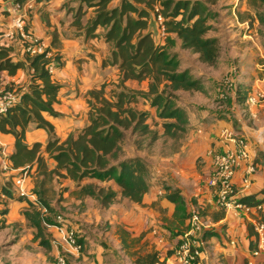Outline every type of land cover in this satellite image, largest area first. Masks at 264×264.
<instances>
[{"label": "crops", "instance_id": "crops-1", "mask_svg": "<svg viewBox=\"0 0 264 264\" xmlns=\"http://www.w3.org/2000/svg\"><path fill=\"white\" fill-rule=\"evenodd\" d=\"M18 1L25 6V10H29L26 29L33 41L44 42L53 54L60 57V66L50 74L51 80L59 86L58 103L55 105L58 117L53 118L47 114L43 117L53 126L55 138L64 141L69 135L79 134L89 125V92L99 91L104 86L105 97L109 100L118 91V68L102 65L111 53L110 46L104 41L105 29L98 27L94 32L86 30L89 21L96 15L93 5L97 1ZM119 4L120 0H112L109 8H116ZM209 10L214 19L219 17L227 28V23L235 21V31H241L230 36L228 44L232 45L231 48H228L225 58L219 56L214 67H207V70L200 72L199 68L193 70L190 66L182 67L180 62L181 70L190 69L195 79H204L206 87L204 93H176L179 100L177 105L185 109L191 131L177 153L160 156L158 160L153 158L151 163L147 162L151 180L141 204L122 199L119 189L112 182L88 180L82 183L97 187L110 186L118 194L116 202L107 209H102L97 201L90 198L80 200L70 195V192L76 190L73 182L59 180L55 183L57 191L68 188L63 194L64 201L57 207L53 204L55 210H71L68 215L71 223L78 222L77 225L85 228L88 234L92 232L94 235L97 231L99 238L103 239L104 243L96 246L93 238H86L89 250H96L103 259L99 263L91 264H113L109 262V256L122 252L121 247L114 251L117 245L121 246V241L118 240L120 231L127 233L131 239H138L150 252L157 253L160 260L165 259L167 264L175 263L172 257H166L167 253L177 244L179 234L184 231L189 216L195 209L212 224V229L205 238L206 245L200 264H216L217 260L221 262L219 264H246L249 261L253 264H264L263 258L250 257L249 246L254 240V235L249 222L245 218L219 209L206 185L212 172V154L222 151V132L226 130L240 134L248 142L256 173L251 177L249 188L240 193L239 197L255 195L257 201H263L258 216L264 219V102L249 110L243 103L249 93H254L258 88L264 90V84L257 83L262 74L259 66L262 64L261 56L264 52V27L258 26L253 10L245 0H217L214 5L209 6ZM152 31L156 33L154 41L163 45L164 43L157 41L161 34L156 25ZM9 35L12 37L9 38ZM207 37L218 39V36L214 35ZM171 38L175 39L174 36ZM175 42L179 41L175 39ZM0 48L11 50L9 55L13 62L24 61L21 43L12 28L7 0H0ZM194 59L197 61L196 56ZM29 79L27 70H19L13 77L2 73L1 89L9 85L14 91L24 94L27 92ZM124 86L131 92L144 93L148 83L129 81ZM237 91L240 103L235 100ZM189 94L197 97L186 99ZM140 100L143 105L137 103V109L134 108L156 117L155 109L151 108L146 100ZM161 134L162 132L159 133ZM47 140V133L33 126L25 135V144L28 146L36 143L44 146ZM13 150L14 138L0 133V189L6 182L13 183L15 179L21 178V187L13 184L11 191L17 193L23 190L28 199L18 201L0 198V212L6 211L5 215H0V221L25 223L23 212L29 207V203L35 201V197L30 195L34 183L30 175H21L20 169L11 170L8 157ZM123 154V159L145 157L144 152ZM47 165L50 169L55 167L50 160ZM242 170L243 168L237 171L234 178L238 190L241 189ZM167 189L170 191L167 192ZM171 192H177L183 200L186 218L182 224L175 218V205L166 198ZM77 225L75 226L78 227ZM81 231L84 232V229ZM96 237L98 239V236L94 238Z\"/></svg>", "mask_w": 264, "mask_h": 264}, {"label": "trees", "instance_id": "trees-1", "mask_svg": "<svg viewBox=\"0 0 264 264\" xmlns=\"http://www.w3.org/2000/svg\"><path fill=\"white\" fill-rule=\"evenodd\" d=\"M90 1H97L93 5L96 15L89 21L86 30L94 32L98 27L105 29L103 37L110 46L111 53L102 65L117 67L120 80L116 86L118 91L109 100L105 97L104 86L99 91L87 94L89 125L79 134L69 135L64 141H60L55 138L53 126L43 117L44 114L58 117L55 105L58 103L59 86L51 80L47 67L52 59L60 63V57L53 54L51 60L47 58L49 49L45 54H26L24 61L13 62L9 55L11 50L0 48V90L2 73L13 77L17 71L27 70L30 76L27 92L22 94L20 102L12 106L5 115H0V133L14 138V150L8 157L11 170L20 169L21 175L27 174L33 179L34 187L30 195L35 197V201L29 203L23 216L28 225L37 231V239L43 234V225H51L50 217L56 211L53 204L59 206L64 201L63 194L68 191V188L56 190L55 183L59 180L75 184L76 190L70 192V195L80 200H95L102 209L115 203L118 194L110 186L83 185V182H112L119 189L122 199L141 204L149 189L150 167L141 158L123 159L122 144L126 133L148 137V148L160 138L164 143L171 142L174 150L162 156L177 153L189 128L187 113L177 105L176 93H204V80L195 79L190 69L181 70L180 61L170 53V48L175 45V39L178 40L183 49L197 57L200 66L206 67H214L220 55L218 40L207 37L211 30L209 22L214 19L209 6L214 5L217 0H120L119 6L112 9L109 8L112 0ZM245 1L252 9L264 6V0ZM155 5L159 6V13L164 21L166 43L162 42L163 45L157 44L153 39ZM129 81L139 84L147 82V91L143 93L127 90L124 84ZM4 89L13 90L9 85ZM138 96L155 109L156 117L161 121V135L147 124L148 113L134 108ZM235 100L237 103L241 101L238 91ZM31 126L47 133L48 140L44 146L38 143L31 146L25 144V135ZM48 160L55 164L53 169L48 167ZM13 184L14 182L8 181L1 186L4 197L27 200L28 196L18 197L11 191ZM166 198L175 205V218L182 224L186 218L183 200L177 192H171ZM240 201L250 207L263 202L257 201L255 195L242 197ZM5 213L6 211H2L0 215ZM262 221L264 222L263 218ZM186 229L187 226L184 231ZM208 232L204 234V240ZM119 233L120 237H128L123 231ZM120 241L123 249L128 248L125 240ZM79 243L83 246V252L84 245L80 239ZM40 245L48 247V243L43 240ZM249 248L250 251L255 248L254 240L250 242ZM127 256H136L135 264L166 262L165 259L160 260L157 253L142 257L128 252ZM171 256L172 250L166 257Z\"/></svg>", "mask_w": 264, "mask_h": 264}, {"label": "built area", "instance_id": "built-area-1", "mask_svg": "<svg viewBox=\"0 0 264 264\" xmlns=\"http://www.w3.org/2000/svg\"><path fill=\"white\" fill-rule=\"evenodd\" d=\"M9 4V14L11 16L12 28L16 32L18 40L21 43L24 55L36 56L42 55L49 50L48 46L42 41H33L32 36L27 31L28 11L25 6L18 0H7ZM27 9V8H26ZM159 6H153V16L156 25L160 31L161 37L165 39V27L162 16L159 13ZM12 36L9 35V38ZM46 57L50 60L53 53L49 51ZM262 64L259 68L262 72L257 79L259 85L264 84V52H262ZM60 63L53 59L50 61L47 69L51 74ZM22 94L14 90H0V115H5L7 111L20 102ZM264 102V90L258 88L254 93H249L246 97L245 108L251 109L258 107ZM222 151L212 154V172L206 182L207 187L211 190L216 206L224 212L232 213L236 217L245 218L251 227L254 235L255 248L251 251L252 259L263 258L264 260V222L258 214L262 210V203L255 207H250L240 201V193L245 192L250 184L251 177L256 173V167L251 157L247 140L240 134L230 131H223L221 134ZM241 189H237L234 178L240 169H242ZM22 180H14L16 187H21ZM18 197H27L23 190L16 193ZM0 198L5 199L1 189ZM57 232L66 244L69 253L72 255L80 254L83 246L79 243L77 231L70 225L61 222L57 218ZM212 229V224L206 220L197 209L191 212L187 229L179 237L175 247L172 249V258L177 264H199L204 252L206 240L203 236ZM74 255V256H75ZM56 264H68L63 256L56 259ZM247 264H253L252 261Z\"/></svg>", "mask_w": 264, "mask_h": 264}, {"label": "rangeland", "instance_id": "rangeland-1", "mask_svg": "<svg viewBox=\"0 0 264 264\" xmlns=\"http://www.w3.org/2000/svg\"><path fill=\"white\" fill-rule=\"evenodd\" d=\"M219 1V0H218ZM218 10L220 9V5L217 7ZM253 14L255 16V20L258 23V26L264 27V6H257L256 8L252 9ZM211 24V25H210ZM209 25L211 26L210 32L207 34V36H218V46L220 50V57L225 58L228 53V48H231V44H228V40H230V36L234 35V33H238L241 30L238 29V32L236 30L235 21L227 23L228 28L223 24V20L220 21L219 17L215 19H212L209 22ZM156 38V33L154 34ZM158 42H165L164 38L161 36L159 39H157ZM231 45V46H230ZM235 47V46H234ZM170 53L174 54L179 58V61L182 62L183 66H190L193 70L196 68L200 69V72L203 70H207V67H201L197 61H195V56L188 50H185L181 47L180 42H176L174 46L170 48ZM230 53V52H229ZM201 67V68H200ZM202 70V71H201ZM204 80V79H203ZM205 84V81H204ZM204 88L206 87L203 85ZM186 99H195L197 96L193 94L186 95ZM141 98L137 99V103L139 105H143ZM179 102V100L177 99ZM216 101H218L216 99ZM246 101V100H245ZM245 101L244 107H245ZM137 103L133 106H137ZM220 103H222L220 101ZM215 105V104H214ZM137 109V107H135ZM147 113V112H146ZM154 115L148 114V120L147 124L151 125V129L158 134L162 132L161 127V121ZM189 128V126H188ZM191 131V128H189V132ZM149 145V139L148 137H139L138 134L133 135L131 132L126 133L125 140L122 144V152H144L145 157L143 160L147 163H151L153 161V158L158 160L160 156L163 154L170 153L174 150V145L171 142H165L163 139L157 140L155 143H153L150 148L147 146ZM139 148V149H138ZM143 156V155H141ZM149 163H147L149 165ZM70 209H72L70 207ZM67 212H63L62 210H57L55 213L50 217L51 219V225H46L42 227V236L38 237L37 239V231H35L32 227L28 225L27 222L21 223V222H11L8 221V223L3 220L0 221V264H12V263H38V262H46L47 264H56L57 257L63 256L68 264H91V263H99L101 261L100 255L96 252V250L91 249L89 250V244L87 243L88 237H91L94 239L96 246H98L99 243L102 244L103 239L102 237L99 238V232L95 231L94 235H92V232L89 234L83 227H79L77 224L78 222L72 221L68 217L69 213L71 214V210H66ZM61 218V222H64L65 225H70L73 229L77 231L78 238L83 242L84 245V251L78 254H70L69 250L64 243V241L61 239V235L57 232L56 226L58 224L57 218ZM71 224H70V223ZM77 225L78 227H76ZM77 229H76V228ZM81 229H84V232L81 231ZM81 231V232H80ZM92 231V230H91ZM84 233V234H83ZM95 236H98L94 238ZM118 240L121 239L125 240L126 245L128 248H122V245H117V249L122 248V252L120 251L115 252L109 256V262L111 261L113 264H135L137 257L132 256L128 257V252L130 254H137L142 257L152 255L154 253L149 251V248H147L146 245H141L140 242H136L138 239L130 238L128 237H120V233L118 234ZM45 241L48 243V247H42L40 243ZM104 243V242H103ZM94 248V247H92ZM96 249V247H95ZM99 255V256H98ZM103 260V259H102ZM221 263L220 261L216 262V264ZM165 264H167L165 262ZM168 264H177L175 263H168ZM200 264V263H199ZM247 264V263H246Z\"/></svg>", "mask_w": 264, "mask_h": 264}]
</instances>
